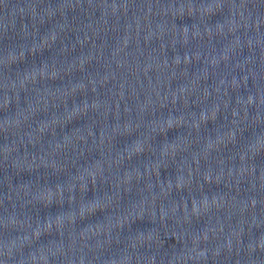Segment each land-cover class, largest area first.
Wrapping results in <instances>:
<instances>
[{"label":"water","instance_id":"obj_1","mask_svg":"<svg viewBox=\"0 0 264 264\" xmlns=\"http://www.w3.org/2000/svg\"><path fill=\"white\" fill-rule=\"evenodd\" d=\"M0 264H264V0H0Z\"/></svg>","mask_w":264,"mask_h":264}]
</instances>
